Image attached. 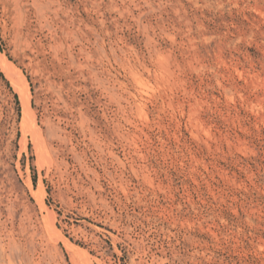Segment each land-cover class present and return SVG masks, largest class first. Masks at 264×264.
Wrapping results in <instances>:
<instances>
[{
    "label": "rangeland",
    "instance_id": "rangeland-1",
    "mask_svg": "<svg viewBox=\"0 0 264 264\" xmlns=\"http://www.w3.org/2000/svg\"><path fill=\"white\" fill-rule=\"evenodd\" d=\"M0 56V264H264V0H0Z\"/></svg>",
    "mask_w": 264,
    "mask_h": 264
},
{
    "label": "bare ground",
    "instance_id": "bare-ground-1",
    "mask_svg": "<svg viewBox=\"0 0 264 264\" xmlns=\"http://www.w3.org/2000/svg\"><path fill=\"white\" fill-rule=\"evenodd\" d=\"M0 59H1V62L2 63H4L6 60L2 57V56H0ZM3 68L5 69V67H4V65H3ZM19 78H20V76H19ZM138 81V80H137ZM24 102H26V100L24 101ZM26 104V103H25ZM28 104V103H27ZM26 108H28V105H26ZM68 245V244H67ZM75 252H79V250H75V249H73ZM74 254V253H73Z\"/></svg>",
    "mask_w": 264,
    "mask_h": 264
}]
</instances>
